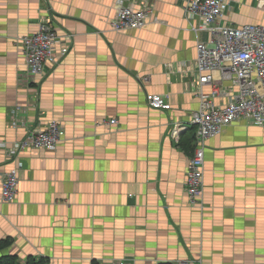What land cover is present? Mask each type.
I'll return each instance as SVG.
<instances>
[{
    "label": "crops",
    "instance_id": "obj_1",
    "mask_svg": "<svg viewBox=\"0 0 264 264\" xmlns=\"http://www.w3.org/2000/svg\"><path fill=\"white\" fill-rule=\"evenodd\" d=\"M121 1L152 8L143 28H110ZM47 19L73 37L66 56L33 77L20 38ZM202 23L185 0H0L5 252L46 264H264V126L238 119L209 138L200 203L186 192L200 106L197 44L212 43L208 29L193 30ZM219 24L264 25V0H231ZM222 88L219 105L238 91L231 81ZM149 93L171 109L150 107ZM52 120L64 137L54 150L18 155L16 198L2 201V174L14 166L2 144Z\"/></svg>",
    "mask_w": 264,
    "mask_h": 264
},
{
    "label": "built area",
    "instance_id": "obj_2",
    "mask_svg": "<svg viewBox=\"0 0 264 264\" xmlns=\"http://www.w3.org/2000/svg\"><path fill=\"white\" fill-rule=\"evenodd\" d=\"M188 14L199 16L203 23L194 27V31L208 29L213 36V45L203 42L197 44L195 72L200 106L193 113L192 122L197 125L194 156L188 163L186 188L193 202H197L204 191V163L206 140L217 136L222 129L238 119L264 126V26L247 24L242 26H221L220 20L230 8L231 0H185ZM152 8H136L121 1L117 14L110 22L115 32L134 31L143 28ZM202 27V28H201ZM72 34L60 35L52 22L47 19L40 23L37 31L20 38L29 74L36 76L45 68L46 63L56 64L69 52ZM66 41L59 53L56 48L59 41ZM224 81H231L237 86V93L225 104L215 102L218 95L226 91L222 88ZM213 85L207 93L203 87ZM148 105L154 109L169 110L171 104L166 97L158 93L146 96ZM117 123L116 119L110 121ZM184 127H176L174 134L178 137ZM63 126L56 120L45 127L32 129L18 142L4 143L8 156L14 166L2 174L1 199L12 202L16 198L21 163L19 154L27 148L54 150L64 137ZM7 144V145H6ZM113 264H130L125 259H118ZM178 264H189L188 261Z\"/></svg>",
    "mask_w": 264,
    "mask_h": 264
},
{
    "label": "trees",
    "instance_id": "obj_3",
    "mask_svg": "<svg viewBox=\"0 0 264 264\" xmlns=\"http://www.w3.org/2000/svg\"><path fill=\"white\" fill-rule=\"evenodd\" d=\"M10 239H4L0 241V264H46V259L42 257L28 256L21 262L19 256L16 254H10L5 252L11 245ZM162 264H172V263H162Z\"/></svg>",
    "mask_w": 264,
    "mask_h": 264
},
{
    "label": "rangeland",
    "instance_id": "obj_4",
    "mask_svg": "<svg viewBox=\"0 0 264 264\" xmlns=\"http://www.w3.org/2000/svg\"><path fill=\"white\" fill-rule=\"evenodd\" d=\"M39 25H40V23H39ZM39 28V27H38ZM37 31V30H36ZM21 41V40H20ZM22 44V43H21ZM22 51H23V44H22ZM66 56V55H65ZM65 56H63V57H65ZM63 57H61V58H63ZM61 58H60V60H61ZM60 61H58L56 64H58ZM27 64V63H26ZM56 64H53V65H56ZM28 67V66H27ZM44 71V70H43ZM43 71H42V73H43ZM42 73H40V74H38V75H36V76H39V75H41ZM32 76V75H31ZM34 77V76H33ZM191 125L192 126H194L195 127V139H194V144L196 145V136H197V125H195V124H193V122H192V120H191ZM180 134V133H179ZM172 137L175 139V140H177V139H179V135H178V137H176V135L174 134V131L172 132ZM215 137V136H214ZM208 140V139H207ZM206 140V141H207ZM205 149H206V147H205ZM194 153H195V146H194V151H193V156H194ZM192 156V157H193ZM192 157H190L189 159H188V161H187V177H188V163H189V160L192 158ZM205 164V163H204ZM186 180H187V178H186ZM205 184V183H204ZM205 187V186H204ZM186 192H187V194H188V191H187V188H186ZM203 193H204V191H203ZM202 196H203V194H202ZM202 196L200 197V199L197 201V202H193L192 200H191V198H190V196H189V194H188V197H189V199H190V201L192 202V203H195V204H198V203H200V201H201V198H202ZM19 260L21 261V262H23L24 260L23 259H21L20 257H19ZM184 261H188V260H183V261H177L175 264H178V263H180V262H184ZM189 262V261H188ZM189 264H190V262H189Z\"/></svg>",
    "mask_w": 264,
    "mask_h": 264
},
{
    "label": "bare ground",
    "instance_id": "obj_5",
    "mask_svg": "<svg viewBox=\"0 0 264 264\" xmlns=\"http://www.w3.org/2000/svg\"><path fill=\"white\" fill-rule=\"evenodd\" d=\"M245 25H247V24H245ZM264 26V25H263ZM202 28V27H201ZM213 41V36H212V40H211V42ZM207 44V43H206ZM208 45H213V42L211 43V44H208Z\"/></svg>",
    "mask_w": 264,
    "mask_h": 264
}]
</instances>
